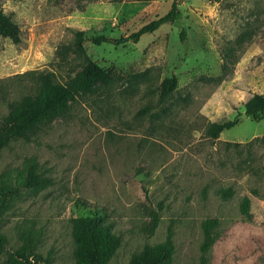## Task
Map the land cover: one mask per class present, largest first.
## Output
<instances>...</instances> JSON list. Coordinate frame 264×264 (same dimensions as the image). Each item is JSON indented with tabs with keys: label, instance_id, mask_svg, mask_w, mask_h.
<instances>
[{
	"label": "rangeland",
	"instance_id": "rangeland-1",
	"mask_svg": "<svg viewBox=\"0 0 264 264\" xmlns=\"http://www.w3.org/2000/svg\"><path fill=\"white\" fill-rule=\"evenodd\" d=\"M172 1L0 0L19 29L18 43L0 35V118L7 102L33 92L23 72L64 84L86 55L112 79L78 91L30 141L0 150V182L16 184L28 159L49 179L0 197V264H15L26 240L49 264H75L70 219L93 214L120 239L106 264H127L168 230L169 264H196L208 218L217 224L206 264H264V118L239 117L253 93L264 95V0H174L179 18L137 42H75L74 31L127 37ZM170 76L176 87L160 100ZM234 117L216 139L205 135L208 122Z\"/></svg>",
	"mask_w": 264,
	"mask_h": 264
},
{
	"label": "trees",
	"instance_id": "trees-1",
	"mask_svg": "<svg viewBox=\"0 0 264 264\" xmlns=\"http://www.w3.org/2000/svg\"><path fill=\"white\" fill-rule=\"evenodd\" d=\"M180 11L174 0L169 9L163 15L152 19L148 23L130 33L127 37L110 39L103 35L86 36L82 31H74L76 43L89 40L94 45L101 43L123 42L130 40L137 42L142 34L156 30L164 23H171L178 19ZM0 35L10 39L12 43L19 42V29L10 18L0 10ZM184 31L180 32V39H183ZM19 76L30 77L33 83L31 94L20 95L18 100L7 102V113L0 118V150L12 139L30 141L38 125L45 123L56 116H62L67 111V102L74 98L80 90H88L95 83L108 85L111 76L100 66L93 63L86 55L83 56V67L70 80L64 84L54 81L50 73H38L26 71ZM176 87L174 76L163 78L159 84V99L164 100ZM244 113L252 120L264 118V95L253 93L243 104ZM237 117L223 122H208L205 128V135L216 139L220 132L231 128ZM16 184L5 180L0 182V197L3 200L5 195L15 193L17 187L37 189L48 184L49 179L37 170V164L33 159L25 162L23 175ZM5 182V184H3ZM231 194L230 189L220 190L222 198ZM249 199L243 197L239 211L242 214L248 212ZM157 215L154 214L148 227L152 231L157 223ZM217 224L216 218H208L201 221L203 233L199 245V257L196 264H206L205 253L213 244L216 234L213 228ZM70 235L75 244V264H106L115 250L119 247V236L112 230L111 225L103 216L82 215L70 219ZM30 233L26 232L29 239ZM30 241V242H29ZM26 240L19 249L13 252L11 259L15 264H49V259L34 252L32 240ZM5 239L0 235V248L4 246ZM173 245L170 239L169 230L162 242L156 244H143L140 250L134 253L127 264H169L172 258ZM30 258V260L28 259Z\"/></svg>",
	"mask_w": 264,
	"mask_h": 264
},
{
	"label": "water",
	"instance_id": "water-1",
	"mask_svg": "<svg viewBox=\"0 0 264 264\" xmlns=\"http://www.w3.org/2000/svg\"><path fill=\"white\" fill-rule=\"evenodd\" d=\"M239 117H240V118H245V117H247V116H246V114H245L244 112H242V113H240Z\"/></svg>",
	"mask_w": 264,
	"mask_h": 264
}]
</instances>
